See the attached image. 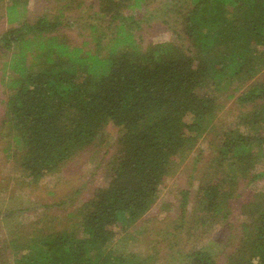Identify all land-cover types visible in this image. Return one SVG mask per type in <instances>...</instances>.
<instances>
[{
  "label": "trees",
  "instance_id": "1",
  "mask_svg": "<svg viewBox=\"0 0 264 264\" xmlns=\"http://www.w3.org/2000/svg\"><path fill=\"white\" fill-rule=\"evenodd\" d=\"M3 1L10 27L0 34L7 57L0 138L8 157L29 185L93 146L105 147L101 157L110 161L107 186L68 213L67 225L38 220L27 235L24 225L8 230L0 264H152V254L131 250L128 241L144 232L163 181L211 131L220 97L249 108L241 117L245 131L239 124L216 137L213 177L193 201L190 189L179 192L175 229L188 212L205 229L234 226L237 189L264 176L255 171L264 162V78L257 80L264 71V0H166L165 17L175 15L164 22L175 21L187 43L145 48L133 15L153 0H99L106 33L96 36L99 24H91L92 38L81 45L60 34L61 14L29 22V0ZM108 124L117 129L111 143ZM239 214V244L225 264H264V191L242 200ZM175 254L181 264H219L208 244Z\"/></svg>",
  "mask_w": 264,
  "mask_h": 264
},
{
  "label": "rangeland",
  "instance_id": "2",
  "mask_svg": "<svg viewBox=\"0 0 264 264\" xmlns=\"http://www.w3.org/2000/svg\"><path fill=\"white\" fill-rule=\"evenodd\" d=\"M6 3L8 2H0V34L10 27L5 17ZM67 3L66 0H29L27 20L33 22L42 15L50 17L61 14L59 32L74 45H81L83 40L90 41L91 24H99L94 31L97 32L96 36L106 33L108 18L99 15V0H75L66 6ZM167 4L166 0H153L143 10L133 15L136 20L132 25L135 38L143 48L151 43L185 40V37H177L175 31H179L180 28L175 21L168 24L164 22L166 19L174 20L175 15L172 13L168 15L170 18L165 17ZM60 10L62 12H58ZM130 14L131 12L126 13ZM92 46L93 43L89 42L88 47ZM1 50L2 48L0 67L1 62L7 58L3 57ZM1 75L0 69V79ZM263 78L264 71L257 80ZM2 92L0 85V99L4 98ZM220 98L222 108L216 114L211 131L201 137L187 159L180 161L176 170L163 181L156 204L145 216L144 232L136 237L135 241H128L131 250L144 256L152 254V264H181L180 256L175 254L177 250L185 253L207 244L215 251L219 264L227 263L229 253L234 252L239 244L238 225L243 220L239 214V207L242 200L264 191V176L237 189L238 195L241 196L232 200L234 213L231 220L234 226L228 221L222 226L214 224L205 229L200 225H193L192 216L188 212L182 218L183 228L175 229L180 224L179 192L190 189V200L193 201L198 193L197 188L213 177L215 166L212 159L216 154L217 138L223 131L238 127L239 124L240 130L245 131L243 121L246 119L241 121V117L249 108H240L234 99L226 101L223 97ZM3 116L4 111L0 104V123ZM105 134L110 135L111 143L117 136V129L108 124ZM4 146L5 143L0 138V212H3L0 213V241L8 230L14 231L23 225L26 228L23 233L27 235L31 232L30 228L39 223L38 220H42L39 223L42 226L52 223L61 229L68 224L66 218L68 213L76 211L95 188L108 184L106 164L110 159L101 157L105 147L93 146V149L82 152L61 167L57 173L46 175L37 184L29 185L16 161L9 158L4 151ZM111 148L114 150L115 146ZM255 171L264 173V162L258 164ZM43 205H49V208H44ZM9 208H13L14 211L9 212ZM123 239L125 241V238Z\"/></svg>",
  "mask_w": 264,
  "mask_h": 264
}]
</instances>
